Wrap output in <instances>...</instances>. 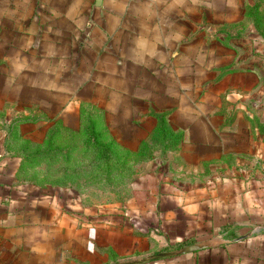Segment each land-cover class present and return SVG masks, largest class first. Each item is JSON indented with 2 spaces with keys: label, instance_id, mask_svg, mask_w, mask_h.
<instances>
[{
  "label": "crops",
  "instance_id": "0c3cea01",
  "mask_svg": "<svg viewBox=\"0 0 264 264\" xmlns=\"http://www.w3.org/2000/svg\"><path fill=\"white\" fill-rule=\"evenodd\" d=\"M245 18L246 0H0V264H264V73L222 44ZM159 117L179 141L122 207L23 160L85 146L88 120L135 157Z\"/></svg>",
  "mask_w": 264,
  "mask_h": 264
},
{
  "label": "rangeland",
  "instance_id": "374dc122",
  "mask_svg": "<svg viewBox=\"0 0 264 264\" xmlns=\"http://www.w3.org/2000/svg\"><path fill=\"white\" fill-rule=\"evenodd\" d=\"M253 18L264 20V0H246L245 22L237 32V35H245V38H237L239 41H236L232 37L236 35L232 34L229 40L222 44L237 52L244 51L247 59L245 64L262 69L264 73V37L252 24ZM235 30L234 27H231V33H235ZM92 150V145L87 144L86 140L85 146L82 145L81 140H75L72 150L64 155L58 152L49 159H45V157L40 159L41 157L38 156V162L31 161L36 164L37 170L30 169V171L32 176H36L39 181L42 180L46 183L54 181L56 185L51 186L52 188L70 189L75 193H80L85 202L100 205L117 203L122 207L131 194V184L146 171L144 162H138L140 160L132 154H128L124 158L125 155L122 152L115 153L117 150H113L114 153L108 154L106 158L102 157L100 170L95 171L91 169L90 165L92 164V162L90 163ZM158 155L160 156V154ZM158 155H153L152 159ZM149 160L151 159L143 161ZM88 163V166L83 167ZM79 169H82V172ZM30 171L26 172L30 173ZM79 175L85 178L83 186H78L77 182L80 178L82 179Z\"/></svg>",
  "mask_w": 264,
  "mask_h": 264
},
{
  "label": "trees",
  "instance_id": "16d2710c",
  "mask_svg": "<svg viewBox=\"0 0 264 264\" xmlns=\"http://www.w3.org/2000/svg\"><path fill=\"white\" fill-rule=\"evenodd\" d=\"M256 29H258L260 31V35H262V37H264V20L261 19H254L253 18V23H252ZM85 134H86V143L87 144H91L92 145V157L90 158V163L92 162V164H90L92 167L91 169L96 170H100L101 167V160L102 157L106 158L108 156V154L110 153H114L112 150V144L111 143H105L102 142L99 138V134L94 130L93 128V124L91 120H88L86 122L85 125ZM170 133V130L167 126V124L165 123V121L159 117L158 120V124L157 127L155 128V132L153 134V136H151V138L149 139V141L143 143L140 147V152L137 155H135L137 157V159H139L140 161L138 162H142L145 159H152L154 153L153 151L157 150L158 147L165 149L168 148L172 145H174L175 143H177L179 141V137L177 136V138H172ZM85 144V143H84ZM25 147L22 150V156H23V160H25V162H30V161H36L38 162L37 157L40 156L42 158L45 157V159H49L54 157L58 152H61L59 149L57 148H52L51 144H47V145H39L37 144L36 146L34 145L32 147V152L30 153H26L25 150L29 147L28 144L24 145ZM157 147V148H156ZM129 153L124 152L123 155L124 158H126V156H128ZM93 159V160H92ZM133 160V159H132ZM122 162H124V160L122 159ZM125 162L126 159H125ZM89 163L85 166H88ZM90 167V166H89ZM133 168V167H132ZM82 169H79V171H81ZM82 172V171H81Z\"/></svg>",
  "mask_w": 264,
  "mask_h": 264
}]
</instances>
